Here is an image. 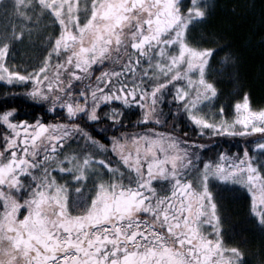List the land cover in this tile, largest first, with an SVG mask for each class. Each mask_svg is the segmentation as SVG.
<instances>
[{
  "label": "snow or ice",
  "instance_id": "6c2138e0",
  "mask_svg": "<svg viewBox=\"0 0 264 264\" xmlns=\"http://www.w3.org/2000/svg\"><path fill=\"white\" fill-rule=\"evenodd\" d=\"M13 10L21 23L0 36V84L24 92L0 100V264H247L224 246L226 192L214 194L209 178L245 186L264 230V108L253 110L244 92L234 119L224 105L215 110L206 73L216 49L189 42L210 5L91 0L83 23L76 0H14ZM34 16L50 19L47 55L39 68L14 69L6 58ZM229 60L238 72L230 49L220 63ZM21 98L60 119L22 111ZM136 109L133 122L127 112ZM168 116L178 132L186 117L195 138L157 131ZM253 133L256 155L199 154L206 135ZM72 185L81 199L72 200Z\"/></svg>",
  "mask_w": 264,
  "mask_h": 264
},
{
  "label": "trees",
  "instance_id": "16d2710c",
  "mask_svg": "<svg viewBox=\"0 0 264 264\" xmlns=\"http://www.w3.org/2000/svg\"><path fill=\"white\" fill-rule=\"evenodd\" d=\"M189 42L194 46L216 49L206 77L216 84L219 105H224L229 110L234 103L243 100V94L247 92L251 108L264 107V0H212L210 14L203 22L190 28ZM225 45H228L227 49ZM229 49L238 57L236 65L238 72L233 71L231 60L227 61L229 65L227 68L220 63ZM229 72L232 74L228 75ZM23 92L22 86L12 88L0 85V100H3L5 93L11 95ZM22 101L23 98H21L22 111L46 116L45 122L60 119L59 114L53 115L47 112V105L41 109L31 101L28 103ZM138 112V109L135 112L128 111L127 118L135 122ZM183 121H186V117L176 119V124L183 129L182 132H178L173 127V116H168L162 126L156 127L165 132L172 130L177 135L189 133L195 138ZM153 127L152 124L145 125L146 129ZM124 130L121 129V131ZM137 130L127 129L129 132ZM259 135V133H253L246 140L240 136L206 135L199 140L206 147V151L201 150V155L207 157L210 154L211 159L214 160L218 152H224L228 148L230 150L232 147L237 155L243 156L245 148L253 149L252 147L258 142L255 137ZM75 148L76 143L73 140L64 151L69 152ZM60 155L62 157L63 153ZM211 190L214 194L226 192L218 212L221 217L223 243L229 248L238 247L244 253L247 264H264V230L252 218L248 193L224 183L213 184ZM217 199L219 200V197Z\"/></svg>",
  "mask_w": 264,
  "mask_h": 264
},
{
  "label": "rangeland",
  "instance_id": "374dc122",
  "mask_svg": "<svg viewBox=\"0 0 264 264\" xmlns=\"http://www.w3.org/2000/svg\"><path fill=\"white\" fill-rule=\"evenodd\" d=\"M13 2L14 0H0V36H3L6 32L8 34H11L13 26L14 25L19 26L21 23V21L15 17V13L13 10ZM76 3L80 4V12L78 13V15L81 18V23H83L84 18H85L84 5L87 4L90 8L91 0H76ZM184 3L189 4L190 0H184ZM200 4L201 6L203 4H209L211 6L212 0H200ZM37 12H39L38 9H37ZM197 24L198 23L192 26H195ZM17 31H19V27H17ZM51 31H52V27L50 24V19L48 17H44V18L37 20L36 17L34 16L32 24L27 25L25 29V35L23 39L13 43L9 56L6 58L8 65L14 69L17 67L21 69L27 68L28 71H31L33 67L39 68L40 66H42V61L45 55H47V48L44 45V39L48 36V33ZM55 31H56V34L59 33V25L56 26ZM52 71L54 72L55 69L53 68ZM0 85H3V84H0ZM240 101L242 102V100ZM234 105L235 103L232 105V107L229 110H227L228 111L227 118L229 120H232L236 117V110L233 107ZM220 107L221 105H219L216 101L215 110H218ZM252 109L257 110L254 108ZM212 110L213 109H210L209 107H205L204 109V111H212ZM156 130L159 132H165V131H161L159 127H156ZM237 130H239V126H237ZM224 135H228V134H224ZM229 136H234V135H229ZM235 136H240V135H235ZM248 136H240V137L246 140ZM252 148H253V152L251 154L256 155L254 151V146ZM224 152L228 154L229 156L237 155L236 150H234V148L232 147L230 148V150L229 148L224 150ZM199 154L201 155V151ZM201 157H203L202 159H205V160H212L210 157V154H208L207 157L203 155H201ZM199 168L201 170L203 169L202 163L199 165ZM215 183H224L226 185L236 186L244 190L245 192H247L246 187L243 185H240L238 182L234 183L231 180L227 182H222V181H219L216 177L209 178L210 190H211V186ZM71 187H72V192H71L72 200L76 201L77 199H81V197H78L75 193V188L79 186L72 185ZM85 194H87V189H85ZM20 218H22V214H20ZM219 227L221 228V222H220ZM206 231L211 232V229L208 228L206 229ZM221 236L223 237V232H221ZM212 238L214 239L215 237H212ZM224 246L225 248H229L227 244H224Z\"/></svg>",
  "mask_w": 264,
  "mask_h": 264
}]
</instances>
